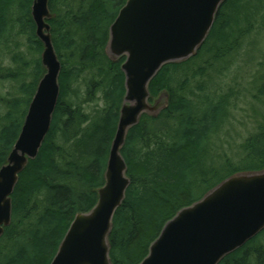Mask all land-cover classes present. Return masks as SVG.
Masks as SVG:
<instances>
[{
    "label": "trees",
    "instance_id": "1",
    "mask_svg": "<svg viewBox=\"0 0 264 264\" xmlns=\"http://www.w3.org/2000/svg\"><path fill=\"white\" fill-rule=\"evenodd\" d=\"M126 1L49 0L54 15L49 21L51 38L61 63L60 94L37 157L19 175L12 195V221L0 239V264H50L75 215L88 212L97 202L96 190L104 183L125 94L123 59L109 60L105 46L109 26ZM32 2L0 0V50L7 52L16 29L25 36L30 57L13 55L16 65L6 70V77L19 84L17 95L21 93L26 100L11 94L13 98L1 99L0 167L6 163L44 75L39 57L43 47L30 14ZM250 4L251 0H226L197 54L165 65L151 81L152 100L166 91L169 104L156 118L142 116L128 132L121 151L130 185L113 218L112 264H139L177 211L235 173L264 169L263 116L258 132L236 150L239 164L228 166L227 174L214 183L205 181L213 170L205 159L212 153L213 137L227 121L230 105L227 95L211 87L225 78L233 66L232 54L240 53L258 24L264 23V8L254 12ZM83 71L90 77L84 95L72 88ZM96 90L108 108L87 114L84 105L95 98ZM257 95L264 98V81ZM22 101L26 108L16 118ZM198 180L199 186L209 185L200 196ZM263 235L264 231L219 264H264V243H259Z\"/></svg>",
    "mask_w": 264,
    "mask_h": 264
},
{
    "label": "water",
    "instance_id": "2",
    "mask_svg": "<svg viewBox=\"0 0 264 264\" xmlns=\"http://www.w3.org/2000/svg\"><path fill=\"white\" fill-rule=\"evenodd\" d=\"M226 0H127L109 26L105 54L123 59L125 94L111 141L97 202L77 213L50 264H112L113 218L130 185L121 151L128 132L146 115L156 118L169 104L149 86L168 64L194 57L206 41ZM31 18L42 43L45 70L20 133L0 167V239L12 221V195L19 175L34 160L48 134L58 103L61 63L53 47L49 0H33ZM264 231V169L235 173L198 201L181 208L162 227L139 264H219Z\"/></svg>",
    "mask_w": 264,
    "mask_h": 264
},
{
    "label": "rangeland",
    "instance_id": "3",
    "mask_svg": "<svg viewBox=\"0 0 264 264\" xmlns=\"http://www.w3.org/2000/svg\"><path fill=\"white\" fill-rule=\"evenodd\" d=\"M250 6L255 12L258 9L264 8V1L251 0ZM243 17L244 16H242L241 19H243ZM249 19H251V17ZM261 20L264 22V14L261 16ZM241 21L245 22V20ZM242 24L244 25V23ZM258 25V29L253 32L243 44L241 52L235 51V53L232 54V69L224 74L225 78L220 77V81L217 82L218 85L215 82V87H211V90L219 88L222 93L227 95L230 98V105L228 107L227 121L213 137V145L210 150L212 153L205 159L206 165L213 169L205 179V181L208 180L210 184L225 176L228 166L232 164L237 166L239 164L240 157L236 156V150L244 141L251 137V135L258 132L263 122L264 98L257 95V93L264 81V23L260 22ZM11 37L12 38L8 41L7 52H4V48L0 50V70L2 71L0 72V112L2 113L4 112V107L1 104V99H11L13 97L9 96L10 94L16 96L18 93L19 84L13 79L9 80L6 77L9 76L6 70H13L16 65L13 62V55L23 54L30 58L29 54H27V41L25 36L18 33L15 29L11 32ZM41 52L39 56L40 61ZM221 65L222 63L217 65L216 68ZM89 80V75L87 72L83 71L79 81L72 88H78V92L84 95ZM249 90L252 95L260 100H253ZM94 93L95 98L90 103L84 105L83 110H85L87 114H90L94 110L99 112L108 108V105L103 100L101 92L96 90ZM16 98L26 100V97L22 96L21 93H19ZM155 98L156 96H154L153 99ZM254 101L256 102L255 104ZM25 108L26 104L22 101L15 117H19ZM198 183L199 180L197 185ZM208 186L207 184L199 186V196ZM259 243H264V235L260 238Z\"/></svg>",
    "mask_w": 264,
    "mask_h": 264
},
{
    "label": "flooded vegetation",
    "instance_id": "4",
    "mask_svg": "<svg viewBox=\"0 0 264 264\" xmlns=\"http://www.w3.org/2000/svg\"><path fill=\"white\" fill-rule=\"evenodd\" d=\"M123 7V6H122Z\"/></svg>",
    "mask_w": 264,
    "mask_h": 264
}]
</instances>
